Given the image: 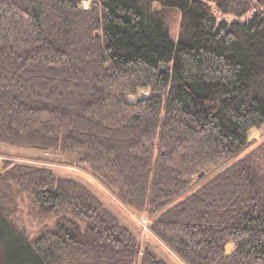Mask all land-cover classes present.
Listing matches in <instances>:
<instances>
[{
    "label": "trees",
    "instance_id": "obj_1",
    "mask_svg": "<svg viewBox=\"0 0 264 264\" xmlns=\"http://www.w3.org/2000/svg\"><path fill=\"white\" fill-rule=\"evenodd\" d=\"M88 1L0 0V143L75 155L185 264H264V177L235 159L264 125V0ZM20 194L55 214L34 239ZM0 264L167 263L78 180L4 160Z\"/></svg>",
    "mask_w": 264,
    "mask_h": 264
},
{
    "label": "rangeland",
    "instance_id": "obj_2",
    "mask_svg": "<svg viewBox=\"0 0 264 264\" xmlns=\"http://www.w3.org/2000/svg\"><path fill=\"white\" fill-rule=\"evenodd\" d=\"M145 1V0H142ZM81 7L88 8L89 1L82 0ZM151 8L160 11L164 26L170 38L175 41L180 30L181 12L178 8H163L158 2H153ZM233 18V15H229ZM148 89H138L129 99L148 95ZM247 158L251 167L264 177V125L249 131L248 145L235 157ZM4 160L34 165L50 169L56 178H73L86 186L107 207L121 223L139 239L141 249L148 248L167 264H185L150 230L148 215L136 212L123 205L107 188H105L88 170L82 168L75 155L63 154L59 151L40 150L8 146L0 143V167ZM11 220L21 229L29 239H34L40 232L52 227L55 214L42 212L29 197L20 194L16 198V205L10 213ZM235 247L233 242L225 246L229 252Z\"/></svg>",
    "mask_w": 264,
    "mask_h": 264
},
{
    "label": "water",
    "instance_id": "obj_3",
    "mask_svg": "<svg viewBox=\"0 0 264 264\" xmlns=\"http://www.w3.org/2000/svg\"><path fill=\"white\" fill-rule=\"evenodd\" d=\"M160 70L162 71V70H164V68H165V63L164 62H162V63H160ZM203 173V171H201L200 172V175Z\"/></svg>",
    "mask_w": 264,
    "mask_h": 264
}]
</instances>
